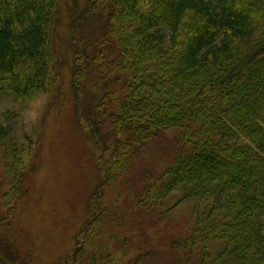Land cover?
<instances>
[{"label":"trees","instance_id":"trees-1","mask_svg":"<svg viewBox=\"0 0 264 264\" xmlns=\"http://www.w3.org/2000/svg\"><path fill=\"white\" fill-rule=\"evenodd\" d=\"M42 97L100 177L53 263L13 228L43 137L16 118ZM7 99L0 264H264V0H0Z\"/></svg>","mask_w":264,"mask_h":264},{"label":"rangeland","instance_id":"rangeland-1","mask_svg":"<svg viewBox=\"0 0 264 264\" xmlns=\"http://www.w3.org/2000/svg\"><path fill=\"white\" fill-rule=\"evenodd\" d=\"M46 102V97L35 100L16 118L22 130L30 135L41 132L43 137L35 164L37 171L28 179L25 213L18 217L17 226L13 228L15 234L22 236L24 232L25 238H36L38 249L37 254L34 253L35 259L40 256L42 261L51 263L72 249L73 235L88 219V201L97 191L100 177L92 143L84 136L82 139L63 140L61 137L65 138L72 130L68 116L58 112L46 116ZM68 103H71L69 98ZM13 109L18 112L20 105L12 99L0 103V114ZM69 109L71 105H68ZM33 136L35 139L36 135ZM165 157L162 156V159L165 160ZM180 210L184 214L186 205ZM7 231L13 235L11 227ZM2 233L3 228L0 229Z\"/></svg>","mask_w":264,"mask_h":264}]
</instances>
